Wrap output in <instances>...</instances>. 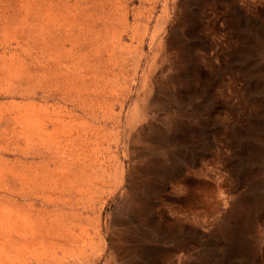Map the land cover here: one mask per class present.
<instances>
[{
	"label": "rangeland",
	"instance_id": "1",
	"mask_svg": "<svg viewBox=\"0 0 264 264\" xmlns=\"http://www.w3.org/2000/svg\"><path fill=\"white\" fill-rule=\"evenodd\" d=\"M0 118L39 264H264V0H0Z\"/></svg>",
	"mask_w": 264,
	"mask_h": 264
},
{
	"label": "bare ground",
	"instance_id": "2",
	"mask_svg": "<svg viewBox=\"0 0 264 264\" xmlns=\"http://www.w3.org/2000/svg\"><path fill=\"white\" fill-rule=\"evenodd\" d=\"M66 1V0H65ZM69 2V1H68ZM68 5V4H67ZM56 8V7H55ZM57 11H59L57 9ZM59 14V13H58ZM47 15V14H46ZM49 15V14H48ZM52 16V15H51ZM57 16V14H56ZM61 16V15H60ZM55 25V23H54ZM57 25V24H56ZM63 25V24H62ZM64 26V25H63ZM60 27V26H59ZM62 29H64L62 27ZM50 31V29H49ZM65 31V30H64ZM59 32V31H58ZM78 32V31H77ZM60 33V32H59ZM64 33V32H63ZM85 33V32H84ZM56 34V33H55ZM79 34V33H78ZM66 36V35H64ZM59 37V36H58ZM49 38V37H48ZM58 39V38H57ZM63 39V38H62ZM61 40V39H60ZM46 41V40H45ZM58 42V41H57ZM62 42V41H61ZM61 45V44H60ZM63 48V46H62ZM47 50V49H46ZM59 52V51H58ZM55 54V53H53ZM66 57V56H65ZM64 58V57H63ZM59 61H60V58H58ZM57 60V59H55ZM56 62V61H55ZM58 63V62H56ZM56 65V64H55ZM60 65V64H59ZM54 66V65H53ZM49 67V66H48ZM56 68V67H55ZM62 69V68H61ZM47 73H50V72H47ZM61 76V75H60ZM59 78V76H58ZM64 78V77H63ZM49 79V78H48ZM53 80V79H52ZM51 80V81H52ZM43 81V80H42ZM44 84H45V81H43ZM42 82V83H43ZM51 83V82H50ZM43 84V85H44ZM47 84V83H46ZM59 84V83H58ZM65 84V83H63ZM42 85V86H43ZM54 85V84H53ZM56 85V84H55ZM69 85V84H68ZM73 85V84H72ZM51 86V85H50ZM37 87V86H36ZM40 87V86H39ZM38 87V88H39ZM54 87V86H53ZM43 88V87H42ZM48 88H49V85H48ZM60 88V87H59ZM32 89V88H31ZM41 89V88H40ZM45 89H46V86H45ZM51 89V87H50ZM61 89V88H60ZM66 90V88H63ZM62 89V90H63ZM22 90V89H21ZM44 90V89H43ZM42 90V91H43ZM48 90V89H47ZM45 90V92L47 91ZM29 91V90H28ZM22 92V91H21ZM59 92V90H58ZM61 92V91H60ZM27 93V91H26ZM25 93V94H26ZM21 94V93H20ZM29 94V93H28ZM49 94V92H48ZM31 96V95H30ZM38 97V96H37ZM41 97V96H40ZM81 97V96H80ZM32 98V97H31ZM34 98V97H33ZM52 99V98H50ZM44 100V99H43ZM48 110V109H47ZM25 113V112H24ZM29 114V113H28ZM20 115V114H19ZM18 115V116H19ZM27 115V114H25ZM42 115V114H40ZM47 115V114H46ZM45 115V117H46ZM43 116V115H42ZM52 116V115H51ZM33 117V116H32ZM36 117V116H35ZM44 117V118H45ZM138 117V116H137ZM2 118V117H1ZM0 118V119H1ZM6 118V117H5ZM56 118V116H55ZM29 119V118H27ZM26 119V120H27ZM42 120V119H41ZM47 120V119H46ZM57 120V119H56ZM18 121V119H17ZM23 121V120H22ZM37 121V120H35ZM58 121V120H57ZM56 121V122H57ZM21 122V121H20ZM39 123V122H38ZM59 124V123H57ZM3 126V125H2ZM41 126V125H40ZM56 126V125H55ZM59 126V125H58ZM22 127V126H21ZM24 127V126H23ZM16 128V127H15ZM46 128V127H45ZM26 129V128H25ZM28 130V128H27ZM41 130V129H40ZM18 132V131H17ZM29 133V132H28ZM87 134V133H86ZM92 134V133H91ZM97 134V133H96ZM74 135V134H73ZM5 136V135H3ZM14 136V135H13ZM31 136V135H30ZM92 137V135H90ZM7 137V136H6ZM10 138V137H9ZM22 138V137H21ZM63 138V137H62ZM100 138V137H98ZM2 139V138H1ZM4 139V138H3ZM77 139V138H76ZM10 140V139H9ZM24 140V139H23ZM36 140V139H35ZM90 140V139H89ZM8 141V140H7ZM13 141V139H12ZM74 141V140H73ZM79 140H77L78 142ZM86 141V140H85ZM3 142V141H2ZM80 142V141H79ZM14 143H16V141H14ZM126 143V142H125ZM23 144V143H22ZM77 144V143H75ZM12 145V144H10ZM74 145V144H73ZM82 145V144H81ZM84 145V144H83ZM8 146V145H7ZM44 146V145H43ZM87 146V145H86ZM84 146V147H86ZM16 147V146H15ZM34 147V146H33ZM83 147V146H82ZM90 146H88L89 148ZM8 148V147H7ZM5 148V149H7ZM35 148V147H34ZM81 148V147H80ZM91 148V147H90ZM89 148V149H90ZM99 148V147H98ZM17 149V148H15ZM79 149V148H77ZM87 149V148H85ZM83 149V150H85ZM4 150V149H3ZM8 150V149H7ZM18 150V149H17ZM99 150V149H98ZM43 151V150H42ZM4 152V151H3ZM8 152V151H7ZM85 152V151H84ZM13 153V152H12ZM16 154V153H15ZM37 154V153H36ZM43 154V153H42ZM41 154V155H42ZM46 154V153H44ZM43 154V156H44ZM79 154V153H78ZM88 154V153H87ZM86 154V155H87ZM39 155V154H38ZM93 155V154H92ZM96 155V154H95ZM49 156V155H48ZM82 156V154L80 155ZM91 156V155H90ZM20 157V156H18ZM78 157V156H77ZM89 157V156H88ZM4 158V157H3ZM75 158V157H74ZM84 157H82L83 159ZM104 158V157H103ZM88 159V158H87ZM51 160H54L51 158ZM62 160V159H60ZM65 160V159H64ZM79 160V159H78ZM106 160V159H105ZM3 161V160H1ZM14 161V160H13ZM41 161V160H40ZM58 161V160H57ZM96 161V160H95ZM33 162V161H32ZM61 162V161H60ZM57 163V164H60ZM64 162V161H63ZM99 162V161H98ZM98 162L96 164H98ZM11 163V162H10ZM9 163V164H10ZM13 163V162H12ZM17 163V162H16ZM38 163V162H37ZM62 163V162H61ZM65 163V162H64ZM22 164V163H21ZM42 164H43V161H42ZM67 164V163H66ZM73 164V163H71ZM115 164V163H114ZM65 165V164H64ZM63 165V166H64ZM77 165V164H76ZM90 165V164H89ZM19 166V165H18ZM45 166V165H44ZM51 166V165H50ZM70 166H74V165H70ZM82 166V165H81ZM80 166V167H81ZM95 166V164H94ZM117 166V165H116ZM17 167V166H16ZM21 167V166H19ZM18 167V168H19ZM60 167V166H59ZM77 167V166H76ZM79 167V168H80ZM113 167V166H112ZM26 168V167H25ZM46 168V167H45ZM74 168V167H73ZM83 168V167H81ZM90 168V167H89ZM15 169V168H14ZM27 169V168H26ZM29 169V167H28ZM37 169V168H36ZM44 169V168H43ZM31 170V169H30ZM38 170V169H37ZM74 170V169H73ZM76 170V169H75ZM74 170V171H75ZM93 170V168H92ZM35 171V170H34ZM33 171V172H34ZM44 171V170H43ZM70 171V170H69ZM68 171V172H69ZM72 171V169H71ZM83 171V170H82ZM98 171V170H97ZM96 171V172H97ZM116 171V170H115ZM37 172V171H36ZM39 172H40V169H39ZM45 172V171H44ZM89 171H87L88 173ZM95 172V171H94ZM4 173V172H3ZM49 173V172H48ZM66 173V172H65ZM85 173V172H84ZM90 173V172H89ZM98 173V172H97ZM96 173V174H97ZM103 173H106V172H103ZM102 174V173H101ZM4 175V174H3ZM77 175V174H76ZM87 175V174H85ZM95 175V174H94ZM46 176V175H45ZM83 176V175H82ZM90 176V175H89ZM101 176V175H100ZM99 176V177H100ZM8 177V176H7ZM43 177V176H42ZM91 177V176H90ZM6 178V177H5ZM40 178V177H39ZM79 178V177H78ZM83 178V177H82ZM86 178V176H85ZM93 178V176H92ZM101 179V178H100ZM112 179V178H111ZM16 180V179H15ZM46 180V179H45ZM48 180V179H47ZM70 180V179H69ZM91 180V179H90ZM77 181V180H76ZM88 181V180H87ZM17 182V181H16ZM20 182V181H19ZM28 182L30 183L31 181H29V179L27 178V185L26 183L24 182L25 186L27 187H24L23 188V180L21 179V182H20V185L17 186L15 189L12 188V184H11V181L8 180V181H3L1 182L0 181V194L2 195V197H5L4 199H6L5 201H3V203L1 202L2 204V207H0V264H39L40 261H39V255H37L38 252H41V250L43 249L42 246H45V249H52V247L54 246H61V245H64V244H67L69 241L68 239H70L72 242L73 240H75L74 242L76 243H80V241H82V243L88 245V240L87 238L89 237V243L91 241V236L94 235L93 234V231L88 230V229H84V227H80L79 225L77 226H74L72 227L71 229V234L68 235V237H64L61 233L60 234H44L40 229H37L35 226V224L38 222L36 220L35 223H33V219H32V213H31V200H32V197H33V189H31V187L28 185ZM68 182V181H67ZM66 182V183H67ZM70 182V181H69ZM105 182V181H104ZM110 182V180H109ZM101 183V182H100ZM32 186L33 184L30 183ZM36 184V182H35ZM83 184V183H82ZM99 184V183H98ZM69 185V184H68ZM67 185V186H68ZM85 185V184H84ZM76 186V185H74ZM78 186V185H77ZM86 186V185H85ZM101 186V185H100ZM63 187L66 188L63 184ZM72 187V186H71ZM70 187V188H71ZM80 187V186H79ZM104 187V186H103ZM43 188V186H42ZM41 188V190H42ZM68 188V187H67ZM66 188V189H67ZM69 188V189H70ZM19 189H21V191H19ZM74 189V188H72ZM81 189V188H80ZM83 189V188H82ZM81 189V190H82ZM106 189V188H105ZM59 190V189H58ZM75 191H76V188H75ZM97 191V190H96ZM69 192V191H68ZM82 193V192H81ZM107 193V192H106ZM79 194V193H77ZM97 194V193H96ZM69 195V193H68ZM86 195V194H85ZM62 196V195H61ZM64 196V195H63ZM66 196V195H65ZM72 196V195H71ZM92 196V195H91ZM77 197V195H76ZM80 197H82L80 195ZM79 197V198H80ZM84 197V195H83ZM81 199V198H80ZM93 199V197H92ZM71 203V202H70ZM66 204V203H65ZM101 204V203H100ZM130 205H135V202L134 200L129 203ZM21 205V206H19ZM82 205V204H81ZM129 205V206H130ZM36 206V205H35ZM50 206V205H49ZM71 206V205H70ZM74 206V205H73ZM72 206V207H73ZM84 206V204H83ZM18 208L20 207V212H18L17 209L15 208ZM64 207V206H63ZM94 207V206H93ZM135 207V206H134ZM76 205H75V209H76ZM99 208V207H96V209ZM68 209V208H66ZM90 209V208H89ZM88 209V210H89ZM77 210V209H76ZM103 210V209H102ZM59 211V210H58ZM95 211V210H94ZM86 213V212H85ZM68 214V213H67ZM46 221V219H45ZM53 221V220H52ZM76 221V220H75ZM91 221V220H90ZM125 222L124 219H120V223L121 224H124L125 225ZM52 223V222H51ZM91 224V223H90ZM94 224V228L97 229V228H101L100 227V223L97 222V218H95V223L93 222L92 225ZM51 225V224H50ZM88 225V224H87ZM91 225V226H92ZM54 226V225H53ZM104 228V227H103ZM121 233L119 232V230L117 229V233L115 232L114 234H117L116 235H112V238L110 240V244L112 247H114L118 252H116L118 255H120L119 252H123V251H126L127 250V243L133 247H135L136 250L142 252L141 250H145V248H147L145 246V243H142V242H139V238L137 240H135V244L131 243V240L130 239H133L130 238L128 239V237L126 236L127 233L126 232V228L123 230V228H119ZM60 230V229H59ZM105 230V229H104ZM64 232V231H62ZM66 232V231H65ZM64 232V233H65ZM68 234V233H66ZM101 235V234H100ZM103 236V235H102ZM130 237V236H129ZM98 240V239H97ZM93 241V240H92ZM63 242H67V243H63ZM63 243V244H62ZM81 243V244H82ZM98 244V242H97ZM73 245V243H72ZM102 247V246H101ZM84 248V246H83ZM80 249V248H78ZM81 250V249H80ZM83 250V249H82ZM86 252V251H85ZM102 253V252H101ZM125 253V252H123ZM86 255V254H85ZM100 255V254H99ZM102 255V254H101ZM84 256V255H83ZM121 256V255H120ZM82 257V256H81ZM80 257V258H81ZM86 257V256H85ZM77 258V257H76ZM41 259V258H40ZM87 259V258H86ZM95 259V258H94ZM75 260V259H73ZM89 260V258H88ZM76 261V260H75ZM79 261V260H78ZM79 263V262H78Z\"/></svg>",
	"mask_w": 264,
	"mask_h": 264
}]
</instances>
